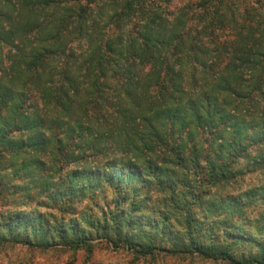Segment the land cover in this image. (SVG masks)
<instances>
[{"label":"trees","instance_id":"1","mask_svg":"<svg viewBox=\"0 0 264 264\" xmlns=\"http://www.w3.org/2000/svg\"><path fill=\"white\" fill-rule=\"evenodd\" d=\"M93 1L42 16L40 5L57 3L0 0V195L20 188L7 179L5 167H14V175L41 169L44 160L22 153L52 142L54 157L69 159L78 151L104 159L94 169L40 176L38 193L46 204L39 205L57 204L63 216L41 210L0 214V245L91 252L100 235L137 259L264 264V212L255 218L242 213L256 199L264 202V183L205 200L194 190L187 208L182 195L170 192L166 206L182 226L181 234L168 230L171 247L158 239L167 232L165 223L136 217L124 199L140 197L148 179L163 186L173 162L191 171L195 185L209 187L243 174L241 160L249 171L264 169L263 5L187 0L170 19L164 6L172 0H123L100 26L88 20ZM125 19L131 27H124ZM78 37L86 46H74ZM33 90L42 106L31 101ZM116 151L135 159L118 158ZM155 154L162 164L150 159ZM178 184L166 183L163 190ZM75 197L87 199L80 214L69 210ZM197 203L201 211L192 206Z\"/></svg>","mask_w":264,"mask_h":264},{"label":"rangeland","instance_id":"2","mask_svg":"<svg viewBox=\"0 0 264 264\" xmlns=\"http://www.w3.org/2000/svg\"><path fill=\"white\" fill-rule=\"evenodd\" d=\"M38 1V3H44L46 0H34ZM53 2L57 3L55 7H49L44 9L42 5H40V13L42 16L48 15L50 13H56L60 11L62 8H70V7H77V4L80 6L85 5L87 0H52ZM123 0H94L90 3L89 11H93L89 16V22L93 23L94 18L96 21L99 22L100 26L104 22L103 19L108 20V15L116 9H120V3ZM149 1V0H148ZM160 1V0H159ZM187 0H172L168 7H165V11L170 13V19L173 17L172 10L176 7H179L182 3L186 2ZM255 3V6L263 5L264 8V1L257 3V1L252 0ZM253 3V5H254ZM59 5L60 8H57ZM146 8H148L149 4H145ZM79 9V7L77 8ZM264 10V9H263ZM132 22L130 20L125 19L123 25L125 28H129L132 26ZM109 26L115 28L116 26L114 23H110ZM36 34L34 37H31L30 43L36 42ZM82 40V39H81ZM83 42H85L83 44ZM86 46V41H80L74 38V46L77 48L81 46ZM3 51H7V47H3ZM59 62H61L59 60ZM30 99L33 102L40 104L39 106L43 105L42 99L39 97V94L33 90L30 92ZM106 124V123H105ZM53 123H50V126H53ZM103 129H107V125H103ZM54 132V131H52ZM56 132H59L56 129ZM97 133V132H96ZM48 131H46L45 136H47ZM112 146V143H110ZM53 149V142L49 144L47 149L41 151L29 150L25 153L30 159L34 160L40 157L44 160V166L41 169L32 168L30 170L29 167H26L25 171H21L20 173L16 174V169L14 167L6 166L4 172L6 174L7 179L11 178V182L20 185L18 189V193H14V191L10 188L6 190L0 195V214H9L12 211H33V210H41L46 211L49 214H53L56 218H61L63 216L62 211L59 207H50L48 205H39L40 202H44L46 204L45 197L43 194H39L40 186H39V179L42 175H48V173L52 172V174L56 173L55 170H60L62 173H66L68 170H76L79 169H94L97 165L101 166L104 162L103 157H96V156H89L86 155L82 156L80 152L76 151V154L79 156L70 157L66 159L63 155H59L58 157H54L52 153ZM118 158L120 157H130L135 159V157L126 152L120 153V151H116L115 153ZM113 154H110L112 157ZM149 157V156H148ZM8 159V157H5ZM150 159L153 160L155 163L162 164V161L158 154L150 156ZM68 160V161H67ZM174 161V160H173ZM21 160H17V164L20 165ZM8 164V162H6ZM247 161L241 160L238 164L239 168H244V173L238 175L236 178L231 180L227 184L219 185V186H204L200 184H196L195 177L192 175L191 171L187 170V168L179 167L176 162L171 163L169 168L167 169L168 172L165 176H163V186L166 183L171 182L172 184L175 181L179 182L177 186L174 188L168 189L167 192L163 190V186L157 184L156 179H148L150 182L141 187V195L137 197L135 201L133 200L132 196H128L125 199L126 205L132 206L135 210L134 215L138 218H141L146 221H150L152 224L164 222L163 225L166 233L161 235L158 239L161 241L162 245L171 247L172 243L166 241L168 230H174L179 232L182 230V226H180L174 217L170 213L171 206L167 207L166 204L169 202L168 195L170 192H174V190L182 195L185 199L180 200L181 205L190 207V202L192 199V193L194 190L201 192L202 200L208 198H224L227 196H234L237 194H241L249 188H253L264 183V169L263 170H252L249 171L245 166ZM17 165V166H18ZM139 166L141 168H145V165L140 163ZM78 170V169H77ZM189 171V172H188ZM171 175V177L169 176ZM154 176H150L153 178ZM35 179V181L32 180ZM55 178V177H54ZM10 181V180H9ZM11 190V191H10ZM105 191L107 192L109 197H112V190L110 188H106ZM121 194L120 191H118ZM201 200V201H202ZM104 204L103 200H100ZM183 201V202H182ZM200 201V202H201ZM199 202V203H200ZM87 203V199L79 200L78 197H75L73 200V205L75 207H70L69 210L71 213L80 214L81 208ZM199 203L192 205L196 211H201ZM114 204L110 203V208H114ZM203 209V208H202ZM97 207L95 208V211ZM117 211L118 208H116ZM264 212V202L262 200H255L252 204L245 207V210L242 212L243 216H248L249 218L259 217L261 213ZM176 215L178 213H175ZM68 216V215H67ZM95 216V215H94ZM236 218V217H235ZM246 227V225L244 224ZM161 228L160 226L158 227ZM247 228V227H246ZM251 230V229H250ZM153 229L150 230V234L153 233ZM179 232L178 234H181ZM98 238V239H97ZM94 245L92 246V251L87 252L84 249H74L70 247H65L63 245H58L56 247L51 248H41L37 246H27L21 243L17 244H10L6 243L0 245V264H228L227 262H214L210 259H200V258H193L192 259H185L184 257H169L159 261H151L144 258L137 259L132 254L131 250L126 247H121L115 249L112 243L103 239L102 236L98 235L95 237L93 241ZM192 260V261H191Z\"/></svg>","mask_w":264,"mask_h":264}]
</instances>
